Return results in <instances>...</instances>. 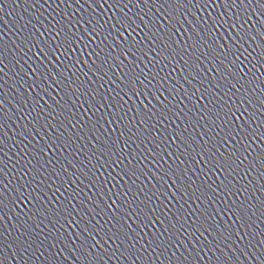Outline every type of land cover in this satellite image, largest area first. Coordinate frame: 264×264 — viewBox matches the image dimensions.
<instances>
[{"label": "water", "instance_id": "water-1", "mask_svg": "<svg viewBox=\"0 0 264 264\" xmlns=\"http://www.w3.org/2000/svg\"><path fill=\"white\" fill-rule=\"evenodd\" d=\"M0 264H264V0H0Z\"/></svg>", "mask_w": 264, "mask_h": 264}]
</instances>
